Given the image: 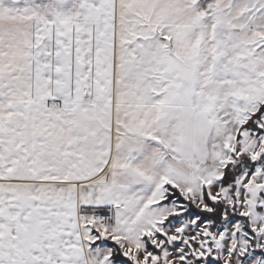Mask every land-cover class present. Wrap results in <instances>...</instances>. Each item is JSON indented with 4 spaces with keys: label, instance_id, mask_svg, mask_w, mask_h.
<instances>
[{
    "label": "snow or ice",
    "instance_id": "snow-or-ice-1",
    "mask_svg": "<svg viewBox=\"0 0 264 264\" xmlns=\"http://www.w3.org/2000/svg\"><path fill=\"white\" fill-rule=\"evenodd\" d=\"M0 264H264V0H0Z\"/></svg>",
    "mask_w": 264,
    "mask_h": 264
}]
</instances>
